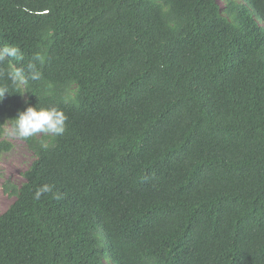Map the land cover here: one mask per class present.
Returning a JSON list of instances; mask_svg holds the SVG:
<instances>
[{"label":"trees","instance_id":"trees-1","mask_svg":"<svg viewBox=\"0 0 264 264\" xmlns=\"http://www.w3.org/2000/svg\"><path fill=\"white\" fill-rule=\"evenodd\" d=\"M5 44L45 61L0 124L68 119L24 140L0 264H264V0H0Z\"/></svg>","mask_w":264,"mask_h":264},{"label":"clouds","instance_id":"clouds-1","mask_svg":"<svg viewBox=\"0 0 264 264\" xmlns=\"http://www.w3.org/2000/svg\"><path fill=\"white\" fill-rule=\"evenodd\" d=\"M23 61L21 50L16 45L5 44L0 46V102L5 98V94L19 93L24 96L25 93L31 92L33 82L40 81L43 78V73L38 64H43L45 57L41 54L33 56L32 60L26 65L12 63V61ZM52 87L51 84L48 85ZM79 89L78 87L70 86L65 90V102L75 99ZM25 104L28 106L19 111L18 114L0 124V138L6 141L11 140H31L38 135L43 137L55 138L62 136L66 131L67 115L56 105L48 106H32L25 96ZM42 148H47L48 144L45 141L40 142ZM53 191L51 185L44 184L37 188L34 193V198L39 199L42 194ZM57 199L59 194L54 193Z\"/></svg>","mask_w":264,"mask_h":264},{"label":"rangeland","instance_id":"rangeland-1","mask_svg":"<svg viewBox=\"0 0 264 264\" xmlns=\"http://www.w3.org/2000/svg\"><path fill=\"white\" fill-rule=\"evenodd\" d=\"M239 2L242 0H238ZM220 6L224 8L227 0H218ZM12 144L9 151H5L0 160V215L4 213L15 200L4 191V184L21 186L25 181L24 172L29 168L35 159V155L28 148L24 140L8 141ZM105 237V234L103 235Z\"/></svg>","mask_w":264,"mask_h":264}]
</instances>
